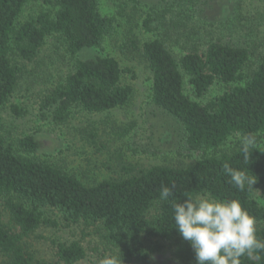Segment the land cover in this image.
<instances>
[{
  "label": "trees",
  "instance_id": "1",
  "mask_svg": "<svg viewBox=\"0 0 264 264\" xmlns=\"http://www.w3.org/2000/svg\"><path fill=\"white\" fill-rule=\"evenodd\" d=\"M30 1L0 0V110L8 104L23 73L11 57L32 63L51 37L74 59V72L41 102V110L55 125H66L75 110L101 114L126 107L133 89L122 82L125 70L120 62L104 53L106 42L117 33L118 21L102 13L101 0H44L51 9L19 25L18 18ZM190 10H182L179 16L186 14L193 20ZM152 23L151 16L144 23L149 32ZM187 24L178 22L174 28L176 33L181 30V38L174 40L179 57L158 39L144 43L142 54L152 72L153 105L180 125L187 149L198 161L183 168L155 166L136 175H130L132 168L125 169L130 177L86 186L36 157L41 145L33 137L20 141L17 149L0 126V200L9 218L7 226L0 211V254L4 258L0 264H80L87 258L78 241L58 243L52 262L26 253L24 242L40 227L57 226L45 218L49 209L57 210L68 227L94 228L119 264L150 263L153 255L165 249L163 241L172 242L176 260L197 262L190 242L182 238L173 219V202H182L185 196L235 199L256 222L264 221V206L258 200L264 199V149L254 146L247 159L242 148L221 157L210 155L234 135L264 134V58L243 85L230 87L215 101L201 105L185 94L181 71L194 96L202 99L216 83L241 82L251 51L220 39L200 45L204 41L199 37L201 30L191 31ZM238 27L234 22L228 30ZM89 50L96 51L92 58H79ZM12 111L21 115L16 107ZM225 163L254 183H246L243 191L235 188L224 173ZM161 185L173 189L174 195L166 201L159 198ZM256 234L264 241V229ZM256 256L259 259L241 257V264H264V251L255 252Z\"/></svg>",
  "mask_w": 264,
  "mask_h": 264
},
{
  "label": "rangeland",
  "instance_id": "2",
  "mask_svg": "<svg viewBox=\"0 0 264 264\" xmlns=\"http://www.w3.org/2000/svg\"><path fill=\"white\" fill-rule=\"evenodd\" d=\"M189 7L193 11L190 10L188 15H193V20H188L186 14L179 16L182 10L186 11ZM49 9L44 0H31L22 10L18 24L34 19ZM101 10L104 15L115 17L118 21L117 33L106 42L104 53L116 58L125 70L122 82L133 89L129 104L101 114L75 110L66 125H55L50 115L41 110V102L50 90L65 82L74 72V59L57 38L51 37L34 62L11 57L23 73L8 104L0 110L2 134L17 149L20 141L33 137L41 145L36 157L62 169L86 186L121 180L155 166L183 168L195 164L198 156L188 151L180 125L153 105L152 72L143 57L142 47L148 41L163 40L179 57L180 48L174 45L175 38H181V30L177 33L174 30L178 22H187L191 31L201 30L199 37L204 41L198 42L200 45L220 39L248 47L251 55L241 71L243 80L231 86L216 83L202 99L194 96L187 75L181 71L185 94L201 105L209 104L230 87L243 85L264 58V0H193V3L187 0H101ZM150 16L153 18L151 32L144 26ZM163 18L164 23H161ZM234 22L239 27L229 31ZM167 32L172 35H167ZM181 44L184 43L178 46ZM200 50H203L202 47ZM95 53L85 51L79 58H92ZM13 107L21 115L15 114ZM244 138L234 135L210 155L221 157L232 154L241 148ZM251 138L256 147L264 149V134ZM130 168L134 171L129 175L125 169ZM258 200L264 206V199L258 197ZM0 211L5 225L9 226L1 200ZM45 218L56 221L57 226H42L27 239L24 242L27 254L52 262L56 260L58 243L78 241L87 253V258L80 264H99L105 255L113 257L114 251L94 228L83 224L68 227L57 210H45ZM263 229L264 221L256 222L257 232ZM163 243L165 249L153 255L148 264H197L176 260L172 242ZM3 260L0 254V263Z\"/></svg>",
  "mask_w": 264,
  "mask_h": 264
},
{
  "label": "clouds",
  "instance_id": "3",
  "mask_svg": "<svg viewBox=\"0 0 264 264\" xmlns=\"http://www.w3.org/2000/svg\"><path fill=\"white\" fill-rule=\"evenodd\" d=\"M255 146L251 137H245L241 148L245 159ZM230 183L243 191L245 184L254 181L243 172L223 165ZM160 199L168 200L173 189L161 185ZM182 202H173L175 228L185 241L190 242L197 264H241V257H254L257 251H264V241L257 237L256 220L238 200H217L208 196H185ZM179 199V198H177ZM99 264H118L116 258L105 255Z\"/></svg>",
  "mask_w": 264,
  "mask_h": 264
}]
</instances>
